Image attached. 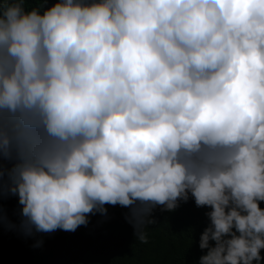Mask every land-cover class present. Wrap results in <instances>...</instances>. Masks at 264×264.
Masks as SVG:
<instances>
[{
    "label": "clouds",
    "instance_id": "clouds-1",
    "mask_svg": "<svg viewBox=\"0 0 264 264\" xmlns=\"http://www.w3.org/2000/svg\"><path fill=\"white\" fill-rule=\"evenodd\" d=\"M0 193L25 235L120 205L141 242L191 197L197 264H262L264 0H0Z\"/></svg>",
    "mask_w": 264,
    "mask_h": 264
},
{
    "label": "trees",
    "instance_id": "trees-1",
    "mask_svg": "<svg viewBox=\"0 0 264 264\" xmlns=\"http://www.w3.org/2000/svg\"><path fill=\"white\" fill-rule=\"evenodd\" d=\"M55 2L47 0L48 5ZM260 206L264 208V201ZM105 207L106 215L90 214L88 224L74 232L57 229L25 235L18 227V197L0 193V264H197L207 251L200 249L199 239L209 223L210 208L197 207L191 197L171 211L157 206L152 212L155 223L147 226L146 242L136 238L126 219L129 208ZM38 241L42 243L37 246Z\"/></svg>",
    "mask_w": 264,
    "mask_h": 264
}]
</instances>
